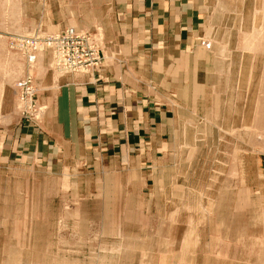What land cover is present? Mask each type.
Masks as SVG:
<instances>
[{
  "label": "rangeland",
  "instance_id": "rangeland-1",
  "mask_svg": "<svg viewBox=\"0 0 264 264\" xmlns=\"http://www.w3.org/2000/svg\"><path fill=\"white\" fill-rule=\"evenodd\" d=\"M201 1V93L147 138L124 119L108 135L77 111L48 117L39 101L55 98L40 81L104 66L102 0H0L3 73L27 128L0 154V264H264V0ZM73 30L93 39L86 70H62L45 44L34 63L11 48Z\"/></svg>",
  "mask_w": 264,
  "mask_h": 264
},
{
  "label": "crops",
  "instance_id": "crops-1",
  "mask_svg": "<svg viewBox=\"0 0 264 264\" xmlns=\"http://www.w3.org/2000/svg\"><path fill=\"white\" fill-rule=\"evenodd\" d=\"M100 7L106 9L97 21L105 40L104 66L92 75L62 76L54 88L40 81L46 94L51 92L55 98L40 96L39 101L48 107V117L63 118L62 113H53L54 108H58L57 112L70 110L72 118L77 111L79 117L81 114L99 121L101 133L108 135L120 134L119 122L124 119L127 134L141 133L149 138L155 127L174 125L175 113L187 109L189 91L196 100L201 93L199 77L205 68L199 63L201 47L196 40L206 22L204 2L102 0ZM118 7H122L121 11ZM7 50V43L1 41L0 154L11 156V140L22 141L27 128L16 113V94L3 73ZM139 71H146L147 76H140ZM149 72H157L160 78L150 77ZM156 95L161 99H156ZM169 111L172 115L166 114ZM132 119L135 124L128 127ZM31 134L44 135L38 131ZM41 143L45 144V139H40ZM140 144L151 149L148 141Z\"/></svg>",
  "mask_w": 264,
  "mask_h": 264
},
{
  "label": "built area",
  "instance_id": "built-area-1",
  "mask_svg": "<svg viewBox=\"0 0 264 264\" xmlns=\"http://www.w3.org/2000/svg\"><path fill=\"white\" fill-rule=\"evenodd\" d=\"M91 41H93L91 36L83 33L80 34L73 30L63 35L49 37L47 42L40 44L36 41H30V43L26 41V39L14 37L11 48L20 52L25 60L28 56L27 60L29 63H34L36 62L35 52H44L45 46H48L51 50H53V54L56 56L59 68L68 72H76L79 70H86L90 67L87 65L90 61H86L85 59L91 51L94 53L95 51L91 48L84 50V48L92 47ZM81 48L82 50H79ZM97 61L100 62V58H97ZM18 86L21 87L22 85L18 84Z\"/></svg>",
  "mask_w": 264,
  "mask_h": 264
}]
</instances>
